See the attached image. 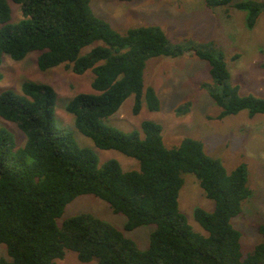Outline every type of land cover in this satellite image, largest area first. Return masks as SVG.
Segmentation results:
<instances>
[{"label": "trees", "instance_id": "obj_1", "mask_svg": "<svg viewBox=\"0 0 264 264\" xmlns=\"http://www.w3.org/2000/svg\"><path fill=\"white\" fill-rule=\"evenodd\" d=\"M12 1L22 18L9 22V3L0 0V63L3 54L19 61L37 51L41 70L59 64L77 74L90 70L94 92L74 94L65 109L96 147L118 150L136 159L138 167L124 170L114 158L99 163L94 150L80 146L72 131L58 128L52 85L24 80L20 92L1 90L0 116L15 123L26 141L17 147L13 134L0 127V243L8 256L0 257V264H56L66 249L80 262L96 258L97 264H264V222L255 225L262 239L246 254L241 231L231 223L252 194L245 162L228 171L192 137L167 147L161 124L150 119L128 132L102 122L129 95L133 114L140 111L143 97L150 110H158L155 89L143 82L147 59L187 53L206 61L210 77L220 84L219 90H209L219 108L216 118L242 109L264 113V97L242 95L229 82L223 53L192 43L171 44L155 24L119 32L93 13L91 0ZM204 1L209 8L225 7L226 13L228 7L244 10L249 27L264 7L252 0ZM97 41L102 44L81 53ZM184 172L193 173L213 201L212 210L193 209L203 231L194 230L179 209ZM81 194L94 195L125 215L124 230L153 224L148 247L140 249L122 229L90 212L58 224L65 205Z\"/></svg>", "mask_w": 264, "mask_h": 264}, {"label": "rangeland", "instance_id": "obj_2", "mask_svg": "<svg viewBox=\"0 0 264 264\" xmlns=\"http://www.w3.org/2000/svg\"><path fill=\"white\" fill-rule=\"evenodd\" d=\"M7 1L11 9L9 22H18L22 18L18 5L12 0ZM90 6L95 15L119 32L133 26L155 24L164 30L171 44L185 42L209 48L214 53L221 51L230 74L229 82L239 86L240 94L264 97V7L254 25L249 27L244 10L228 7L226 13L225 7L209 8L204 0H91ZM96 44L102 42L83 47L81 53ZM37 54V51H31L19 61L3 54L0 91L13 89L20 92L24 80L52 85L56 91L54 122L58 128L72 131L80 146L94 150L99 163L114 158L124 170L138 167L136 159L118 150L96 147L91 138L75 128L72 114L65 109L74 94L94 92L90 85L92 72L87 70L77 74L64 64L41 70L36 61ZM235 54L238 56L233 58ZM143 82L144 86L151 85L155 89L160 100L158 110H150L143 97L140 111L133 114V95H129L118 110L103 118L102 122L128 132L139 130L141 121L150 119L161 124L163 143L167 147L177 145L184 137H192L201 140L206 152L219 158L228 171L245 162L247 184L252 194L244 200L242 212L231 218V223L241 231L246 254L262 239L255 225L264 222V113L250 115L248 110L242 109L216 118L219 108L209 90H219L220 84L210 77L206 61L192 53L150 57L145 64ZM0 127L13 134L17 147L25 143L26 135L15 123L0 116ZM182 176L184 183L179 191V209L194 230L203 231L194 220L193 209L200 206L212 210L213 201L205 195L193 173L184 172ZM80 212H90L122 229L140 249L148 247L149 235L155 227L143 224L124 230L126 216L114 213L105 201L90 194L78 195L67 203L57 223ZM0 257L8 258L3 243H0ZM56 264H97V259L80 262L73 251L66 249L64 256L56 259Z\"/></svg>", "mask_w": 264, "mask_h": 264}]
</instances>
